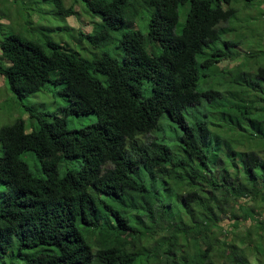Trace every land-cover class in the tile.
I'll return each mask as SVG.
<instances>
[{"label": "trees", "instance_id": "1", "mask_svg": "<svg viewBox=\"0 0 264 264\" xmlns=\"http://www.w3.org/2000/svg\"><path fill=\"white\" fill-rule=\"evenodd\" d=\"M41 3L51 6L67 21L65 30L93 51L82 54L51 38L41 43L24 32L37 23ZM74 3L97 18L91 32L68 23L76 16ZM263 4L12 0L16 11L10 19H21L22 27L0 40V75L19 99L49 82L62 84L70 105L61 116L30 109L37 120L30 133L23 120L0 125V259L18 244L19 253L43 246L54 250L14 264H135L144 253L158 264H208L206 253L213 251L226 264L239 263L241 257V264H264L255 250L242 253L234 240L208 228L211 222L222 226L227 215L237 224L251 221L259 231L248 232L262 233L264 245L263 216L255 213L257 204L264 205ZM181 8L186 21L178 35ZM144 13L147 34L135 24ZM114 42L121 60L98 51ZM225 61L243 64L220 70ZM203 102L215 103L211 111L217 122L226 123L237 147L214 152L216 124L188 122L185 111ZM68 115H96L98 122L70 131ZM165 115L182 130L178 144L168 145L155 134ZM26 152L35 154L43 177L22 159ZM64 161L80 167L60 176ZM173 190L179 191L177 200H162ZM126 200L129 211L115 207L114 202ZM198 215L201 224L191 225ZM217 238H222L219 244Z\"/></svg>", "mask_w": 264, "mask_h": 264}, {"label": "rangeland", "instance_id": "2", "mask_svg": "<svg viewBox=\"0 0 264 264\" xmlns=\"http://www.w3.org/2000/svg\"><path fill=\"white\" fill-rule=\"evenodd\" d=\"M11 1L12 0H0V19H1L0 21L2 24V27H0V40L4 38L5 34L10 33L12 29L14 31L20 32V28L22 27V25H19L22 22L21 19L20 20L15 19L14 22H13V19H10V15H15V11H16L15 10L16 6L11 5ZM38 7L40 8L36 11L34 15L37 23L32 29H29V30L23 29L24 32L29 31L31 37L39 40L41 43H44L47 38L49 39L51 38L58 44L70 45L71 48L76 49L80 52H83L82 54H86L88 52L91 53L93 51V50H89V45L87 44V41L80 43L74 39L73 33L71 31L65 30L67 26V21L60 18L59 16H56L51 6L41 3L40 5H38ZM29 8H31V5H29ZM74 8L76 10V16L69 18L68 23H70V25L74 28L83 29L86 32H91L94 27L93 23L96 22L97 18H95L92 14L88 13V11L86 10L85 6L82 3H74ZM262 9L264 10V4L262 6ZM180 13L181 14H180L179 25L175 30L176 34L178 35L181 33L182 27L186 21L185 8H181ZM253 13L255 14L254 11ZM147 18H148L147 13H144L135 22L137 28H139L145 34H147V29H146ZM260 32L264 33V25L261 26ZM120 36L121 35L119 34L116 35V37L118 38H120ZM259 49H264V43L260 44ZM103 50L104 51L106 50L108 53H110L112 57H115L121 60V56L117 49V42L112 43L108 47L101 48L98 51L102 52ZM0 55H1V52H0ZM246 63L251 64V61H247ZM242 64L243 63L241 61H238V62L225 61L219 64V68L220 70H223L225 68H229V69L233 67L236 68L237 66L242 65ZM255 68L256 67L252 68V72H254ZM52 77H56V72L52 74ZM204 80L205 78H203V80L201 81L202 88H205ZM251 81L255 82L256 79L251 78ZM63 88L64 86L62 84H55V83L49 82L45 85L44 88H42L36 94H33L23 99H19L11 91L6 79L0 75V125L2 126L9 125V124L14 123L17 120H23L25 122L27 133H30L33 131L36 125V122H37L36 119H33L31 117L30 109L48 112L51 114L56 113L61 116L62 111L68 108L70 105V103L66 100V98L61 94ZM143 91H144L145 97L151 94V89L147 83L143 86ZM251 94H252V97H254V95L257 94V92L253 91ZM214 105L215 103H212V102H203V105L188 108L185 111V115L188 119V122L190 123H195L196 121L201 120V119L202 120L208 119L209 122L215 123L216 127H215V131L213 135V142L210 145L214 149V152H217L222 148H226L230 150L231 148H234L236 146L235 144L237 143L234 139H232L233 133L231 131H228L227 129L228 127L226 123L225 122L219 123L216 121L217 120L216 112L211 111L212 106ZM48 119L51 120L52 118H48ZM66 119H67V128L70 131H75V130H79V129H82L88 126H92L98 122V118L96 115L81 116V117L68 115ZM228 126H231V125H228ZM159 129L160 130L155 133L156 136H158V138L163 139L168 145L179 143L178 137L182 134V130L175 123H173L168 118L167 115L163 116L162 119L160 120ZM225 130H227V133L230 136L228 134L226 136L224 135L226 133L221 132ZM141 139L146 140V138L144 137H142ZM2 154H3V151L0 145V157L2 156ZM21 157L29 165L34 175L39 176V177L44 176L41 170L40 163L38 162L34 153L26 152L22 154ZM79 167H80V163L77 161H72V162L64 161L59 166L60 176H64L68 169L77 170L79 169ZM178 193L179 191L173 190V192L163 193L161 198L162 200H165L167 197L168 199H170L172 196L175 201L177 200L176 195ZM114 205L116 208L123 210V209L129 208L130 203L126 200L124 201V203L114 202ZM179 208H181L180 205L176 206V209H179ZM256 208L257 209L255 210V213L256 215L257 214L259 215L261 213V216H263L261 217L262 219L261 222H263L264 221V210H263L264 205L262 206V204H257ZM132 209L133 207L131 208V211ZM197 217L198 219L193 221L191 225H195L198 222H200L201 224V222L203 221V216L198 215ZM221 224L222 226L216 225L214 227V224L211 222L210 227H208L209 231L216 232V234L219 237L222 236L223 239H226L229 242L234 240L235 244L238 246H233V247H238L240 251L244 250L242 251V253L255 250L256 252L259 253L261 260H263L264 245L261 242V240L263 239L262 233H261V237H259L258 234H257L258 237H255L254 235H250V232H248L250 230L252 231L253 227L256 229V231H259L256 225H252L251 221H248L245 223L241 222L237 224L235 220L229 217L228 215L225 216V220ZM241 236H245V239L247 241L244 242L243 237ZM137 237L135 238L136 240H137ZM220 239L222 240V238L216 239L218 244H219ZM91 240H94V239L92 238ZM217 242H215L214 249H217V246H218ZM14 243H17V241H15ZM20 250L21 249H19V245L17 244L16 249H13L8 254V256H6L5 258L0 259V264H14L15 261L19 260L21 257L27 258L29 256L34 255L37 252L52 251L54 250V248L43 246L36 250L26 249L22 253H19ZM225 251H227V249H225ZM191 252L194 253V248L192 247L190 249V253ZM227 254L223 256L226 257ZM218 255L219 254L215 253L214 251L208 254L206 253L205 259L208 262V264H226L224 262V259H221L220 256ZM241 258L238 259L239 263H236V264L242 263ZM234 259L235 257L232 259V261H234ZM258 260H259V257H257V262ZM158 263H159L158 259L148 257L147 253L146 254L144 253L141 257L137 259L135 264H158ZM232 263L233 262H231V264ZM228 264L230 263L228 262Z\"/></svg>", "mask_w": 264, "mask_h": 264}]
</instances>
